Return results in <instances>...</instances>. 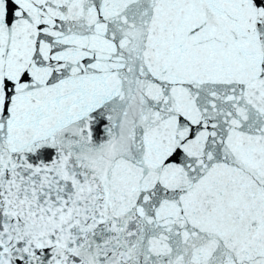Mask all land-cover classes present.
Returning a JSON list of instances; mask_svg holds the SVG:
<instances>
[{"label": "snow or ice", "instance_id": "snow-or-ice-1", "mask_svg": "<svg viewBox=\"0 0 264 264\" xmlns=\"http://www.w3.org/2000/svg\"><path fill=\"white\" fill-rule=\"evenodd\" d=\"M0 264H264V0H0Z\"/></svg>", "mask_w": 264, "mask_h": 264}]
</instances>
